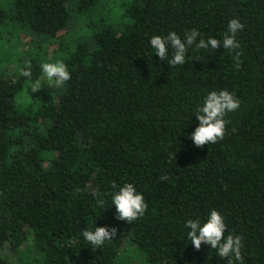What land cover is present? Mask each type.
I'll list each match as a JSON object with an SVG mask.
<instances>
[{"label": "trees", "instance_id": "16d2710c", "mask_svg": "<svg viewBox=\"0 0 264 264\" xmlns=\"http://www.w3.org/2000/svg\"><path fill=\"white\" fill-rule=\"evenodd\" d=\"M230 19L238 67L222 46L174 67L149 47L170 31L219 39ZM58 60L71 79L28 91L21 69L37 79ZM213 90L240 108L223 140L195 147ZM124 183L148 205L132 224L106 208ZM213 208L244 264H264V0H0V264H226L182 228ZM95 222L117 229L100 249L82 237Z\"/></svg>", "mask_w": 264, "mask_h": 264}, {"label": "clouds", "instance_id": "9594fccd", "mask_svg": "<svg viewBox=\"0 0 264 264\" xmlns=\"http://www.w3.org/2000/svg\"><path fill=\"white\" fill-rule=\"evenodd\" d=\"M243 30L239 19H230L223 35L218 39L209 36L207 39L201 33L192 29L181 36L175 31L166 35H153L149 39V47L154 55L167 62L170 67L183 66L191 59V52L200 50L212 53L215 49L223 47L233 55L237 67L241 55L240 43L237 35ZM41 77L33 79L30 66L21 69L20 75L29 80L28 91L33 94L45 86L50 89H59L71 79V72L63 61L44 62L40 65ZM240 108V100L228 90L210 91L203 99V103L193 112L198 125L191 133L190 139L195 147L215 144L224 139L227 130L225 119L228 113ZM191 116V117H192ZM97 204L103 210L115 209V217L119 221L132 224L143 217L147 210V203L143 192L139 191L134 183H124L112 194L109 207H104V201ZM182 228L188 240L195 249L199 250L202 244L215 250V255L223 258L226 264H244L242 255L243 237L240 234L227 232L225 217L217 209H209L205 218H187ZM117 236V229L110 226H94L84 230L82 237L92 249L102 248L106 242Z\"/></svg>", "mask_w": 264, "mask_h": 264}, {"label": "rangeland", "instance_id": "374dc122", "mask_svg": "<svg viewBox=\"0 0 264 264\" xmlns=\"http://www.w3.org/2000/svg\"><path fill=\"white\" fill-rule=\"evenodd\" d=\"M79 25H81L80 23H78V24H75L74 25V28H73V30H70V35L74 32V33H76V31L79 29L78 27H79ZM62 34H66V31L65 32H63ZM88 34V31L86 32V34H85V36ZM85 36H83V38L85 37ZM29 40L26 38V37H24L23 38V42L24 43H27ZM54 40H51V42H49V44H50V46H52V45H54ZM27 46V45H26ZM25 46V47H26ZM22 48V47H21ZM51 49H54V46H52L51 47ZM28 244H33V241H32V236H29V239H28V242L26 243V245H25V247H27V245ZM24 247V248H25ZM5 254L9 257V260H11V261H13V262H15L16 260H15V258H14V256L9 252V253H6L5 252Z\"/></svg>", "mask_w": 264, "mask_h": 264}]
</instances>
